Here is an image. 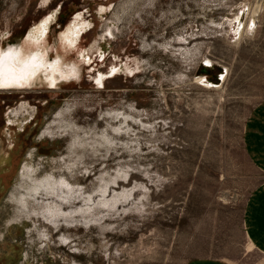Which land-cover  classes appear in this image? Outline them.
Instances as JSON below:
<instances>
[{
    "label": "rangeland",
    "instance_id": "374dc122",
    "mask_svg": "<svg viewBox=\"0 0 264 264\" xmlns=\"http://www.w3.org/2000/svg\"><path fill=\"white\" fill-rule=\"evenodd\" d=\"M45 2L0 0V49L52 15L49 58L78 79L0 91V264H260L242 131L264 100V0Z\"/></svg>",
    "mask_w": 264,
    "mask_h": 264
},
{
    "label": "crops",
    "instance_id": "0c3cea01",
    "mask_svg": "<svg viewBox=\"0 0 264 264\" xmlns=\"http://www.w3.org/2000/svg\"><path fill=\"white\" fill-rule=\"evenodd\" d=\"M243 149L262 181L246 199L242 223L246 238L264 257V100L248 116L242 131ZM184 264H228L220 259L200 258ZM264 264V260L260 263Z\"/></svg>",
    "mask_w": 264,
    "mask_h": 264
},
{
    "label": "bare ground",
    "instance_id": "6f19581e",
    "mask_svg": "<svg viewBox=\"0 0 264 264\" xmlns=\"http://www.w3.org/2000/svg\"><path fill=\"white\" fill-rule=\"evenodd\" d=\"M45 1L46 0H44V3H46ZM100 11H103V9L101 8ZM81 17H82L81 14L76 15L73 18V21L70 22V25L68 26L67 30L65 31L67 34L65 33L66 35H61L58 38L64 45L70 47L69 37H71L72 34L74 33L72 36V39L74 40L75 38H78L80 36V33L89 26V23H85ZM51 18H52V15L48 17L47 19L43 20L42 22H40L37 26L36 25L34 26L33 31L28 33V35L26 36L24 40L25 48L24 46H19L20 44H17V45L8 44L6 48L0 49V50H5L9 47H20L22 49V56L24 58L35 56L37 57V62L40 63L41 65V67L38 70H36L35 74L28 81L27 86L10 87L7 89L0 88V91L1 90H8V91L28 90L31 87L35 86L37 83L44 85L47 89H51L50 87L55 86L56 88L59 85L61 86L63 84L62 82L68 83L72 81V79L74 78L78 79L79 70L77 66L69 62L67 63L64 62V60H62L61 57L58 55L55 56L53 60L49 58V54H50L49 47H48L49 45L46 42L45 36L48 30V23L50 22ZM41 33H43V39H41L40 42L37 44L35 41L40 36ZM57 61H59V63H57ZM45 65H55V70H52L46 67ZM0 82H2V77H0Z\"/></svg>",
    "mask_w": 264,
    "mask_h": 264
},
{
    "label": "clouds",
    "instance_id": "9594fccd",
    "mask_svg": "<svg viewBox=\"0 0 264 264\" xmlns=\"http://www.w3.org/2000/svg\"><path fill=\"white\" fill-rule=\"evenodd\" d=\"M41 39H43V33L40 34L35 42L38 44ZM45 66L55 70V65ZM40 67L37 57L24 58L20 47H9L5 50H0V77H2L0 88L27 86L28 81Z\"/></svg>",
    "mask_w": 264,
    "mask_h": 264
},
{
    "label": "water",
    "instance_id": "95a60500",
    "mask_svg": "<svg viewBox=\"0 0 264 264\" xmlns=\"http://www.w3.org/2000/svg\"><path fill=\"white\" fill-rule=\"evenodd\" d=\"M55 87V86H54ZM54 87H50V88H54ZM48 88H49V86H48Z\"/></svg>",
    "mask_w": 264,
    "mask_h": 264
}]
</instances>
